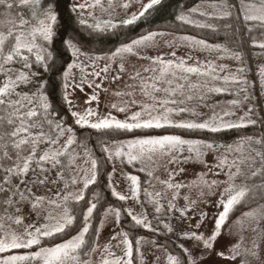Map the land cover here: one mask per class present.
I'll return each instance as SVG.
<instances>
[{
  "label": "snow or ice",
  "instance_id": "1",
  "mask_svg": "<svg viewBox=\"0 0 264 264\" xmlns=\"http://www.w3.org/2000/svg\"><path fill=\"white\" fill-rule=\"evenodd\" d=\"M239 9L246 22H253L264 29V0H238ZM162 0H148L142 4L139 12L132 13L130 18L122 19L119 23L123 26L136 25L140 21H147L153 11H158ZM131 0H124L120 7L127 10ZM214 11L209 13L201 11L200 5L181 12L176 19L182 24L192 25L197 28H213V25L200 22L192 18V14L199 13L202 17L223 18L230 15L233 5L222 0L221 3L210 4ZM108 13L111 17L114 11V0H83L82 3L72 5V11L77 13L78 22L92 32L103 33L117 29L113 20H103L96 17L87 9H97ZM79 9V11H77ZM0 264H92L90 257L95 252H100L98 264H134L135 253H141L140 245L143 237L133 242L127 232L117 233L112 237L118 240L113 246L111 242L101 249L98 244L99 229L89 233V222L98 208V195L92 200L86 198V191L94 185L99 171V161L91 154L87 147L74 134L71 126H66V121L57 112L47 94L46 84L40 79L41 71L51 68L53 61L49 45L54 37V25L57 13L49 0H0ZM87 17L92 19L88 23ZM251 31V29H249ZM167 33L152 31L141 33L136 38L121 42L112 50L107 59L112 63L117 60V65L122 73L125 56H135L141 60H148L151 67L143 68V72L151 73L141 76L139 70L135 71L130 79H140V92L145 101L138 102L134 98L121 104L113 103L111 108L125 113L123 120L112 115L111 112L101 115L99 112V92L93 94L85 101L89 107L82 111H71L74 123L80 127H88L104 132L108 139L101 143L102 151L106 154L107 161L121 165H139L137 171L144 173L150 184L151 179H158L154 173L157 170V159H166L167 164L179 166L189 161L203 164L213 176H225L224 180H206L208 175L198 173L197 179L191 184L208 189V195H215L214 189L224 185L220 199L215 207L222 210L214 217V228L208 235L197 231H185L180 239L192 241L194 247L187 248L181 245L179 256L173 255L165 249L166 264H203V261L212 252L223 259L235 260L241 255L250 254L258 257L259 244L253 241L252 249H245L241 253V243L233 244L228 249V254L216 251L214 244L222 234L230 213L236 205L253 194L264 195V138L254 139L251 136L242 137L236 146L222 145L215 141L185 138L182 134L164 133L152 134L156 130L179 129L185 132L207 130L212 133L223 129L243 128L248 124H255L252 119L245 117L252 109H248L245 116L238 122L225 120V117L234 116L235 112L224 111L222 114L213 112L206 118L200 119L201 113L197 107H188L189 102L198 100L203 102L207 93H222L225 87L215 86V82L222 80L225 85L241 84L243 81L237 75H224L221 77L226 65H217L212 60L201 61L196 59L193 64L191 55L177 57L175 50L170 53L171 59L163 55L146 56L144 50L157 46V38H163ZM177 41L180 46H187L191 51H223L218 46L209 45L203 39L194 36H177L172 41H165L169 48L175 49ZM66 48L71 52L73 60L67 63L62 74V96L64 102L71 110L74 107L73 94L76 89L83 91L84 84L90 88L101 89L102 85L95 83V78L104 74L107 78L112 64L106 63L97 70V62L104 57L92 56L81 49L69 37L65 40ZM258 47L264 49V43ZM80 57H86L85 63ZM223 56L217 59H223ZM232 58L239 60V53H233ZM80 71L79 82L76 81L74 70ZM91 69V71H88ZM237 69V73L243 72ZM264 72V70H262ZM197 77L193 82L192 77ZM92 77V80H89ZM202 78V79H201ZM114 81L120 79L119 75L113 76ZM128 87H133L129 85ZM107 91V89H103ZM206 90V92H205ZM244 91V89H241ZM161 94V95H158ZM116 96H133L132 92H116ZM247 99V96H245ZM96 102V108L91 107ZM231 105L236 106L239 101L233 100ZM137 106L139 110L131 112L130 108ZM206 106V105H202ZM188 114L194 119H177ZM115 134V137L112 134ZM122 133H131V138L119 139ZM139 133V134H137ZM261 148H253L252 144ZM220 148L225 152L215 156L216 163L209 166L204 159L210 152L215 154ZM83 149V151H80ZM187 153V155H185ZM231 157V158H230ZM259 164V167H257ZM156 165V167H151ZM168 171V179L162 180L167 190L172 192L168 200L167 211L180 213V219H185L186 213L197 203L189 201L185 195L186 204L177 208L174 203L179 197V190L189 187V184L176 182L175 177L185 169L178 167V171ZM218 170V171H217ZM130 181L129 194H121L112 189V196L119 201L131 199L140 204L145 212L131 216L135 226H142L150 231H155L147 219L148 206H152L155 213H161L160 201L167 197L166 192H149L144 188L146 199H140L142 181L138 175L123 173ZM260 178L259 183L249 184L252 178ZM241 180L237 184V180ZM111 182V174H109ZM82 185V187H81ZM200 197L204 192L199 193ZM87 204L86 210L81 209L79 216L74 206L81 202ZM206 202V201H201ZM27 210V211H26ZM120 217V209L111 205L104 210L101 225L109 216ZM201 218L196 224L199 229L206 217L201 212ZM247 217L255 218V210L244 213ZM35 216L33 220L32 217ZM82 216V222H80ZM264 218V213H260ZM28 220L30 222L26 223ZM168 232H173L169 224L164 225ZM75 230V234H72ZM256 231V229H253ZM93 236L97 239H93ZM243 237H241V242ZM154 243V242H153ZM121 245L123 247L121 248ZM113 247L120 248L123 255H117ZM20 250V251H17ZM199 250V251H197ZM159 260V257H157ZM142 264V262H141ZM241 264H245L242 260Z\"/></svg>",
  "mask_w": 264,
  "mask_h": 264
},
{
  "label": "rangeland",
  "instance_id": "2",
  "mask_svg": "<svg viewBox=\"0 0 264 264\" xmlns=\"http://www.w3.org/2000/svg\"><path fill=\"white\" fill-rule=\"evenodd\" d=\"M82 2L83 0H71V9H72V5L74 4L78 5ZM89 2H91V0H89ZM123 2L124 0H114V11H112L111 17L108 15V13L101 12L99 8L87 9L86 12H93L96 17H99L100 19L103 20H107L111 18L113 20V23H116L118 26L121 25L119 22L122 19L130 18L132 13L139 12L142 8V4L148 3V0H131V6L127 10L120 7V4ZM104 4L105 7H107V0H104ZM236 5L239 11L240 20L243 23L244 21L243 14L239 9V4L237 1H236ZM200 10L207 12L209 14L213 13V10L210 7L204 5L200 8ZM77 11H79V9ZM73 14L76 20L78 21L77 13L73 12ZM85 18L88 19V23L93 22L92 19L87 17L86 14H85ZM164 33H167V35H165L163 38L158 37L157 46L145 49L144 55L146 56L163 55L166 59H171L172 57L170 56V53L173 50H175L177 57L191 55L193 59L188 60L189 64H193L196 59H199L201 61L212 60L217 65H226L225 70L219 73L221 77H223L224 75L235 74L232 65L233 53L229 49H227L225 45L211 44L206 41L209 45L218 46L219 49H227L228 50L227 52H223V51L208 52L201 50L191 51L187 46H180V42L177 41V46L175 47V49H173V48H169L165 43V41H172L174 37L184 36L187 34L169 33V32H164ZM187 36H192V35H187ZM92 56L104 57L103 59H100L97 62V70L103 68L106 63H111L112 67L109 73L107 74V78H104L103 73L101 74L100 77L95 78V83L102 85L101 89L90 88L88 87L87 84H84L83 91H81L80 89L75 90V93L73 94L74 107L71 110L69 109L70 115L72 110L82 111L84 108L89 107V105L86 104L85 101L93 94L94 91H98L99 101H100L99 103L100 114L106 115L107 113L111 112L112 115L116 116L118 119L123 120L125 118V113L118 112L115 109L111 108V104L113 103L121 104L124 101L130 102L133 98L138 102L145 101V97L140 92V79L139 78L135 80L130 79V76L137 70L140 71L141 76L144 77L149 76L151 75V73L143 72V68L151 67L152 65H150L149 61L146 59L141 60L135 56H125L124 59L125 71L121 73L119 71V68L117 67V65L120 63L119 60H117L115 63H112L107 59L108 54L92 55ZM219 56H223L224 58L217 59V57ZM80 59L83 60L85 63H88L86 57H80ZM250 66H251L253 81L250 82L249 84V80L247 83V79L244 78V82L247 83L248 85H251L252 91L254 90L255 94L257 92V94L255 95L256 97L257 96L260 97V92H258V90L259 87H262L264 85V72H262V70H264V52L257 51L250 54ZM88 71H91V69H88ZM74 75L76 77V81L79 82L81 74L78 69L74 70ZM116 75H119L120 79L114 81L112 78L113 76ZM92 79H93L92 77H89V80ZM192 81L196 82L197 77L193 76ZM129 85H132L133 87H128ZM232 85L233 84L225 85L222 80H218L215 82V86L225 87L227 88V91H224L222 93H207L206 99L203 102L198 100H193L189 102L188 107L196 106L197 111L201 113L200 119H206L210 117L213 114V112L222 114L224 111H232L235 112V115L225 117V120L232 119V121H236L234 120V117H236V115H239L240 112L237 109V105L233 106L230 103L233 100L231 97H229V95L234 93V91L231 89ZM103 89H107V91H104ZM116 92H132L133 96H116L115 95ZM259 101L261 105V111L263 113L262 101L260 99ZM202 105H206V106H202ZM90 106L96 108V102L93 101ZM137 110H139L137 106H132L128 114L130 115L131 112H135ZM177 119H194V118L189 116L188 114H184L181 117H177ZM66 126H71L73 128V126L68 123H66ZM164 133H177V134H182L185 138L187 137L185 131L179 129L156 130L152 134H164ZM131 136L128 138H131ZM80 151H83V149H80ZM224 152L225 149H219L215 154L210 152L208 155L204 157V159L207 161L208 165L211 166L216 163L215 156L221 155ZM185 155H187V153H185ZM110 165H111V172H110L111 182L109 181V188L111 193H112V189L115 188L116 191L120 192L121 194L130 195L129 193L130 181L126 180L122 172L131 173L134 175H138L140 177L141 181L143 182L140 191L141 200L146 199L143 191L144 188H147V190L152 193L155 192L167 193V197L160 201V204L162 206L161 213H155L154 208L152 206H148L146 215L148 221L152 224L155 231L164 230L168 232L167 228H165L164 225L165 224L171 225L174 231L168 233L170 234V237L178 245L180 246L183 245L184 247L187 248L194 247V243L192 241H186L180 239V235L182 232L197 231L198 233H204L205 235H208L211 232V230L214 228V217L218 214L220 210H222V207L218 209L217 207H215V204L216 201L220 199V193L221 191H223V188L225 186L221 185L219 188L214 189L215 195L209 196L207 188L202 186L200 187L193 186L191 182L197 179L198 173L207 172L208 175L205 177V179L209 181H211L212 179L224 180L225 176L223 174H221L218 177L213 176L212 173L209 172L208 168H206L203 164L195 163L192 161H189L187 163H182L179 166H177L175 164H171V165L167 164L166 159L158 158L157 159L158 167L154 173L155 177H158V179H151L149 184L148 183L149 178L144 173H139L137 171L139 165L133 167L131 165H121L119 162H117L115 165L116 167L115 172H113V164L111 162ZM151 167H156V165H152ZM178 167L184 168L185 170L179 173V175L175 177V181L189 184V187H185L179 190L180 192L179 197L174 202L176 204V207L183 208L185 206L186 201L183 198L185 195L189 197V201L191 200L197 201V203L191 207V210L186 213L187 218L185 219H180V213L178 211L168 212L166 210L168 200L171 198L172 192L170 190H167L164 184L160 183V181L168 179V171L165 170L166 168L169 171H178ZM236 183L239 184L237 181ZM201 191L204 192L203 197L199 196V193ZM201 201H206V202H201ZM120 202L127 214L129 210H131L133 214L136 215L145 212V209L142 208L140 204L136 203L131 199ZM112 207L119 209V207L117 206H112ZM253 210L257 212V216L255 218L247 217L244 215V213ZM201 212L206 213L207 215L204 218L201 227L197 229L196 224L201 218L200 215ZM260 213H264V204L256 208L240 212L231 219H228L226 221L225 226L222 228V234L217 238V241L214 244L216 251H223L226 254H228L229 247L233 244L240 242L241 243L240 251L241 253H244L245 249H249V250L252 249L253 241H255L256 243L259 244L258 257H252L250 254H248V255H241L240 257H237V259L235 260H230V259H223L217 256L216 252H212L203 261V264H241L242 260L245 262V264H264V218H261ZM32 219L34 220L35 216H33ZM119 221H120V217L119 220H117L114 215H109L104 220L103 225H101V221H100L98 227L99 229L98 244L101 249L103 248L104 245L108 244L109 242H111L113 246H115L118 243V240H113L112 237L115 236L117 233L122 232L119 225ZM25 222L28 223L30 221L26 220ZM142 228L144 230L150 231L144 227ZM253 229H256V231H253ZM140 237H143V242L140 245L142 257L140 253L134 252V256H135L134 263L136 261V264H141V262L142 264H166L165 248L162 245L156 243V241L151 236L140 235L138 238ZM241 237H243L242 242H241ZM94 239H97V237L94 236ZM122 247L123 245H121V248ZM112 250L115 251L117 255H121V256L123 255L120 248L113 247ZM3 255L6 254H0V257H2ZM157 257H159V260H157ZM99 258H100L99 251L93 253L92 256L90 257V259L92 260V264H98Z\"/></svg>",
  "mask_w": 264,
  "mask_h": 264
},
{
  "label": "trees",
  "instance_id": "3",
  "mask_svg": "<svg viewBox=\"0 0 264 264\" xmlns=\"http://www.w3.org/2000/svg\"><path fill=\"white\" fill-rule=\"evenodd\" d=\"M236 1L238 2V0H226V3L233 5V7L230 9L231 14L223 16V18H217L215 16L207 18L200 16L199 13L192 14L193 19L213 25V28H197L192 25L182 24L176 19V16L181 12L187 14L189 9L197 5L209 7L210 4L221 3L222 0H162V5L157 6L158 11H153L151 16L147 18V21H140L132 26L118 25L117 29L114 30L115 34H113V30L95 33L87 27L81 26L72 12L71 0H49L57 13V21L54 25V37L52 43L49 45L54 59L49 62L51 68L48 71H44L43 68L40 69V79L46 84L47 94L49 95L53 108L60 113V116L66 123L73 126L78 141L82 142L99 161L96 182L86 191V198L88 200H92L94 195H98L99 197L98 208L95 210L93 218L89 222L90 234L98 229L104 210L110 205L117 206L120 209V228L122 232L128 233V237L133 244H135V240L140 235H147L151 236L156 243L162 245L173 255L179 256L182 251L180 245L170 237L168 232L164 230L151 232L144 230L141 226H135L132 218L123 209L121 202L112 196L108 180L111 165L107 161L106 154L101 148V143L105 139H108V136L102 131L76 126L70 115L68 105L63 100L62 74L67 63L72 62V55L66 48L65 40L71 37L83 51L88 52L90 55H104L109 54L121 42L136 38L141 33H147L151 29L152 31L192 35L211 44H223L232 53H239L240 59L236 60L233 58L232 65L235 72L234 75L241 78L243 83L239 85L233 84L234 86H231L234 93L229 95V97L232 100L239 101L237 109L240 112L239 115L234 117L236 121L233 122H238L240 117L248 113V109H252L248 113V116L245 117L244 122L247 123V119L250 118L255 121V124H248L247 127L243 128L223 129L217 133H212L207 130L185 132L187 135L186 138L215 141L218 144L232 145L235 147L236 143L242 137L251 136L254 139L264 138V85L259 87L258 92H260V97H256L257 92L255 94L254 90L252 91L251 85L247 84L248 80L249 84L253 81L250 54L257 51L264 52V49L258 47L259 43H264V29L255 25L253 22H246L244 20L242 23ZM211 9L219 15V9ZM211 14L209 15L211 16ZM239 68H243L244 71L237 73V69ZM244 78L247 79V83L244 82ZM241 89H244V91H241ZM245 96H247V99H245ZM259 99L262 101L263 113ZM229 120L232 121V119ZM112 135L115 137L114 133ZM131 135V133H122L118 138L126 139ZM252 147L261 148L260 145H256L255 143L252 144ZM257 167H259V164H257ZM237 182L240 184L241 180L238 179ZM259 182L260 178L256 177L252 178L248 183L251 185ZM252 195L250 193L241 204L236 205L228 219H231L240 212L264 204V195H256L255 199L252 198ZM86 207L87 204L83 201L79 205H75L74 209L76 214L79 216L80 210H86ZM80 222H82V216H80ZM72 234H75V230H73ZM134 264H136V261Z\"/></svg>",
  "mask_w": 264,
  "mask_h": 264
}]
</instances>
